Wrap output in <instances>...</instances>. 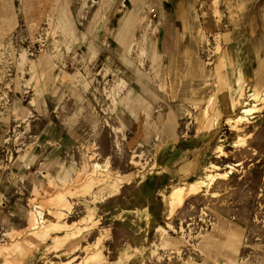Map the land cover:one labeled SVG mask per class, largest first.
I'll use <instances>...</instances> for the list:
<instances>
[{
    "label": "rangeland",
    "instance_id": "rangeland-1",
    "mask_svg": "<svg viewBox=\"0 0 264 264\" xmlns=\"http://www.w3.org/2000/svg\"><path fill=\"white\" fill-rule=\"evenodd\" d=\"M45 59L56 65L47 85ZM257 75L264 80V0H0V264L78 261L100 244L105 264H264V103L250 115L257 130L225 125L240 112L230 101ZM208 104L227 143L246 142H224L220 158L179 143L195 137L185 127ZM171 117L174 138L162 140ZM135 120L141 136L131 142ZM207 161L233 172L165 219L159 190L187 172L203 176ZM93 162L134 178L93 200L111 189L103 175L88 188ZM152 164L162 172L141 182ZM58 194L72 230L93 219L73 253L47 250L50 236L25 239L33 205L49 221Z\"/></svg>",
    "mask_w": 264,
    "mask_h": 264
},
{
    "label": "bare ground",
    "instance_id": "bare-ground-1",
    "mask_svg": "<svg viewBox=\"0 0 264 264\" xmlns=\"http://www.w3.org/2000/svg\"><path fill=\"white\" fill-rule=\"evenodd\" d=\"M20 56L22 58L21 61H23L24 59L23 51ZM33 66L34 64H31L30 68H34ZM55 66L56 65H54V62L52 60L45 59L43 60L42 65L39 66L38 68L39 74L46 80V85L49 83V81L52 78L51 73ZM63 68L66 69L67 67L66 66L62 67V70ZM0 79H2V76L0 77ZM239 95L240 97L230 101L229 107L232 109L235 108L236 106H239L238 110H240V112L238 113L236 112L231 117H228L229 115L225 114L227 115V119L225 123V125H227L226 126L227 131L233 130L239 132L243 124L252 125V121L250 120V118L255 117L256 115L252 117H250V115H253L256 112H260L262 107L259 106L257 102L259 101L261 102V104L264 103V80L262 79V77L260 75H257L255 78L254 88L248 91L247 94L245 93V90L244 91L241 90L239 92ZM199 115L200 118L198 116L195 117V121L192 120L191 122L187 123L185 127L187 132L184 134V136L188 137V133L196 129L195 137L189 140L184 139L182 141H179V143L182 146L196 143V146H200L199 149L200 151H205V153L207 154L209 150L210 154L214 155L213 157L220 158L222 156H226V151L224 150L223 147L224 142H226L225 145H229V143H231L232 146L245 145L246 143L245 138L241 139L238 137H236L233 141L227 143L228 136L224 132L222 133L221 127L218 126V118H217L218 114L215 111L211 110L209 104L201 109ZM168 120L169 122L167 124H163V128L161 129V133L159 136V138L161 137L162 140L165 138L166 141H169L170 139L173 140L174 138L172 137L170 131V129H173V117L168 118ZM134 125H135V132L131 142L138 140V138L141 136L140 120H135ZM257 125L258 123H254L252 125L254 130L258 129ZM181 127H184L183 123H181ZM195 150L196 149L193 150L192 153L193 155H195L196 153ZM183 166L185 168L184 169L185 172L188 170L190 171V168L187 164H184ZM156 167L157 166L155 164H152V166H150L147 169H144V171L142 170L138 171L139 174L138 175L136 174V176H140L139 180L141 182L144 181V177L146 176V174H148L150 179H152L154 175H159L162 172V171H158ZM226 167L229 168V170H221V167L218 164L211 161H207L201 166V168L205 170L203 176H199L195 179L189 180L187 178L188 176V172H187L185 178L182 181L176 182L175 184H171L167 186L168 188H162L161 190H159V195L162 197V200L166 203V206L168 207V210L165 213V219L170 218L174 210L177 207L181 206L187 199L194 197L203 191L206 192L210 188L211 184L217 179L227 178L229 176V173L233 172L232 170L234 169V166H232L231 164H226ZM92 168L93 171L87 174L88 188L92 187V185H94L96 182H100V180L102 179L100 176L102 175L105 176L106 181L110 179L108 184H110L111 187L109 191L102 194L98 192H92L93 200L100 197H105V196L112 197L116 195L117 192L122 187V183L129 184L131 182L130 179L134 178L131 176L126 179L125 176L119 174L118 175L113 174L109 170L107 162L104 165H101L97 162H93ZM98 194H100L99 197ZM51 201L55 206V209L51 212L53 214V218L49 221L44 220L43 207L40 206L39 204L33 205V208L30 212L31 223L24 232L26 233L25 239L28 241V244L31 245L37 240V238L41 240H45L48 236H50L51 243L47 247V250L50 251L51 247L55 248L56 250L64 247L65 250L68 251L69 253L78 251L80 249L78 243V237L82 236L84 231L89 230L90 228L89 225L93 221L91 214H89L87 217H83L81 220L83 224L81 226H78L75 230H72L71 227H73L74 225H75L74 227H76V224H68L67 221L61 222L59 220L61 217H63L64 214V212L61 211V209L64 207L68 208L70 205V202L66 199L65 195L58 194L56 197L52 198ZM144 211H146L147 213V207L144 208ZM127 212L140 214L138 210H134V209H128ZM146 213L144 214L146 215V218L149 220V216L147 217L148 213L147 214ZM159 227L161 226H158V228ZM148 228H149V224L146 222L145 230H148ZM161 229L164 230V228ZM62 231H64L62 235L56 234L58 232L61 233ZM4 247L7 248L6 246ZM84 247L86 248V246ZM12 248L18 251H22L23 243L17 240L13 243ZM19 263H20V259L6 257L3 264H19ZM58 264H105V262L103 261V256L101 254V244L98 245L95 250L87 252L78 261H75L74 258H71L65 262H59Z\"/></svg>",
    "mask_w": 264,
    "mask_h": 264
}]
</instances>
